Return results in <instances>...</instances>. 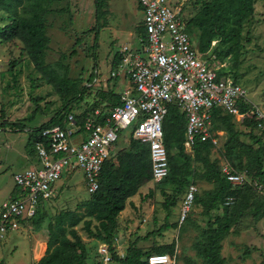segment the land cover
<instances>
[{
	"label": "rangeland",
	"instance_id": "obj_1",
	"mask_svg": "<svg viewBox=\"0 0 264 264\" xmlns=\"http://www.w3.org/2000/svg\"><path fill=\"white\" fill-rule=\"evenodd\" d=\"M172 1L184 9L186 19L192 18L200 10L194 5L195 0ZM50 8L52 11L47 15L46 23L51 42L45 62L54 71L53 75L64 76L65 67L68 66L70 79L77 80L80 87H90L88 101L97 97L99 92L121 93L126 82L116 76L117 68L112 65L115 52L124 45L138 48L136 37L141 36L139 30L143 14L137 0H109L108 24L99 31L96 52L97 30H92L96 25L94 0H59L51 4ZM7 23V14L0 11V28ZM191 35L197 46L200 32L193 29ZM242 44L236 58L230 56L221 62L223 69L247 90L248 99L253 104L264 109V0L256 3L254 17L245 23ZM23 47L21 41L16 39L6 42L0 35V116L4 110L7 123L21 122L26 126L21 131L0 129V208L16 190L14 175L36 166L37 152L34 144L29 142L30 132L47 123L63 106L62 95L49 77L36 70L28 54L23 52ZM95 61L98 66L94 69ZM94 70L96 77L90 82ZM233 121L235 128L243 132L242 143L256 147L252 139L244 134L249 130L241 120ZM128 137L129 131H124L115 145L114 155L127 148L130 141ZM227 137L226 132H219L218 145L211 155L212 159L219 160L220 166L223 162H229L225 158L224 148ZM245 161L246 154L243 155ZM195 183L199 195H204L214 187L200 179H195ZM55 188L54 198L44 202L40 214L33 221L25 223L20 231L10 233L5 238L0 245L1 263L36 264L35 260L46 251L49 221L61 211H82L78 210V206L90 198L81 171L66 170ZM162 189L168 193L172 191L170 186L151 181L129 200L119 217L115 252L125 258L131 247L154 252L152 249L155 246L175 243V250H178L177 264H190L188 259L194 264H207L194 246L207 228L208 221L224 216L223 209L207 216L204 208L196 204L189 221L177 228L161 231L166 223L179 224L183 199L176 207L167 210ZM250 202L251 210L235 216L236 223L221 242L224 264H263L264 218L254 216L257 204L264 202V195L259 189L253 191ZM36 220H40V225L35 224ZM82 227L81 224L78 231L89 250V263L103 264L104 257L99 250L104 244L91 238ZM108 264L121 263L112 260Z\"/></svg>",
	"mask_w": 264,
	"mask_h": 264
},
{
	"label": "trees",
	"instance_id": "obj_2",
	"mask_svg": "<svg viewBox=\"0 0 264 264\" xmlns=\"http://www.w3.org/2000/svg\"><path fill=\"white\" fill-rule=\"evenodd\" d=\"M57 1L59 0H0V11L7 14L9 21L0 28L1 38L6 42L16 39L21 41L24 45L23 52L28 54L36 70L50 78L63 98L62 108L47 123L30 132L29 142L33 143L34 147L36 143L45 141L46 136L43 134L47 129L64 125L67 114L76 107L85 108L81 114L83 120L97 109L103 110L120 104V94L113 91L99 92L97 97L88 101L90 87H80L77 80L70 79L68 66L65 67L64 76L61 77L53 75L54 71L46 65L45 60L51 42L47 34L46 17L52 11L51 4ZM258 1L195 0L194 5L200 7V10L192 18H187L186 23L192 40V30L198 29L200 32L197 39L198 50L201 53L215 55L220 62L230 56L236 58L243 47L244 25L254 17L255 5ZM94 2L96 25L92 30H97L94 46L96 52L99 31L107 26L110 12L109 0H94ZM139 32V35L144 36L143 26ZM214 42H216L215 46ZM121 60L120 52L116 51L113 68H118ZM96 66H98L97 61L94 63V69ZM95 72L94 70L90 82L94 81ZM220 73V76H230L225 69ZM251 108L252 106L248 104L241 106L242 111ZM1 113L0 129L10 128L14 131L26 129L25 124L21 122L7 123L4 119V110ZM233 120V116L223 113L221 109L214 110L213 130L224 131L228 136L224 144L225 158L236 171L245 173L250 178V183L243 186L232 185L222 174L219 160L211 157L216 147L212 141H198L193 153L186 152L184 146L186 117L177 105L170 107L163 123L170 173L157 184L172 187L171 193L162 189L166 209L176 207L181 198L184 199L189 185L196 184L195 179L211 183L214 187L204 195H199L198 192L194 205L202 206L207 216L218 209H223L224 216L217 217L214 221L209 220L207 228L194 246L207 264H224L221 257V242L236 223L235 216L251 210L250 200L255 189L262 187L263 191H260L264 195V144L262 138L254 133L256 123L250 117L242 123L249 130L244 134L256 145L251 147L242 143L243 132L235 128ZM244 154H246L245 162H243ZM195 164L200 166L196 167ZM151 181L150 149L140 141L130 138L127 148L117 152L105 164L100 177V188L91 194L86 202L78 206V210L82 211H61L49 221L46 251L36 264H90L89 250L78 231L81 224L82 229L91 238L106 244L112 260L121 264H147L146 258L151 254H175L177 251L175 243L155 246L152 249L154 252L131 247L125 258L118 256L114 249L121 213L126 209L129 200ZM230 197L234 198V202L228 206L225 202ZM191 215L186 221H189ZM254 216L264 218V202L257 204ZM35 224L40 225V220H36ZM178 225L180 224L166 223V227L161 231L170 227L177 228ZM188 262L194 264L191 259H188Z\"/></svg>",
	"mask_w": 264,
	"mask_h": 264
},
{
	"label": "built area",
	"instance_id": "obj_3",
	"mask_svg": "<svg viewBox=\"0 0 264 264\" xmlns=\"http://www.w3.org/2000/svg\"><path fill=\"white\" fill-rule=\"evenodd\" d=\"M143 14L144 36H138V48L123 46L117 77L128 86L120 93V104L97 109L81 120L85 108L76 107L67 114L64 125L47 129L44 142L36 143L37 164L14 175L16 190L0 208V245L5 238L31 222L44 202L53 199L56 183L64 172L81 171L89 194L100 188L103 168L114 154L124 131L147 145L152 162V181L159 183L170 173L168 151L164 143L165 117L177 105L186 117L185 149L193 153L198 141L218 145L220 131L213 130V113L221 109L236 120L251 118L255 135L264 144V109L248 99L247 90L231 76H220L224 65L215 55L201 53L188 33L183 8L172 0H137ZM252 108L242 111V105ZM224 163V164H223ZM221 172L229 183L243 186L250 178L236 171L229 162ZM262 190V187H259ZM263 191V190H262ZM199 192L189 185L182 201L179 224L190 216ZM234 198L225 204L232 205ZM103 264L112 261L106 244L100 246ZM175 254H151L147 264H177Z\"/></svg>",
	"mask_w": 264,
	"mask_h": 264
},
{
	"label": "crops",
	"instance_id": "obj_4",
	"mask_svg": "<svg viewBox=\"0 0 264 264\" xmlns=\"http://www.w3.org/2000/svg\"><path fill=\"white\" fill-rule=\"evenodd\" d=\"M137 4H138V2H137ZM138 8H139V7H138ZM185 18H186V17H185ZM136 38H138V36H137ZM124 46H126V45H124ZM123 81H124V80H123ZM127 86H128V84L126 83V87H127ZM126 87H125V88H126ZM119 94H120V93H119ZM128 139H130V137H128ZM35 164H37V158H36V163H35ZM13 193H14V192H13ZM12 195H13V194H12ZM24 225H25V224H24ZM23 227H24V226H22L21 228H23ZM20 230H21V229H20ZM20 230H19V231H20ZM17 232H18V231H17ZM1 245H2V244H1ZM38 260H40V258H39V259H36V260H35V263H37Z\"/></svg>",
	"mask_w": 264,
	"mask_h": 264
}]
</instances>
